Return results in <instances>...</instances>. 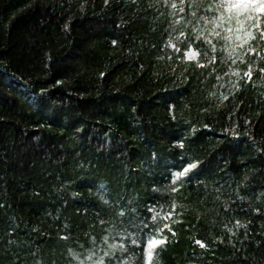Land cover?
<instances>
[{
  "label": "trees",
  "instance_id": "1",
  "mask_svg": "<svg viewBox=\"0 0 264 264\" xmlns=\"http://www.w3.org/2000/svg\"><path fill=\"white\" fill-rule=\"evenodd\" d=\"M173 2L0 0V264H54L113 218L120 243L128 211L150 205L156 228L176 227L154 264H264V59L245 58L251 80L225 75L248 64L217 40L210 62ZM170 26L185 32L179 52ZM126 243L114 256L142 264Z\"/></svg>",
  "mask_w": 264,
  "mask_h": 264
},
{
  "label": "snow or ice",
  "instance_id": "2",
  "mask_svg": "<svg viewBox=\"0 0 264 264\" xmlns=\"http://www.w3.org/2000/svg\"><path fill=\"white\" fill-rule=\"evenodd\" d=\"M107 3L108 0H105V4ZM171 9L174 17L178 15V18L174 20V24H180L183 21L185 27L191 26L192 31L197 34V39L203 37L204 41L211 45L213 55L210 62H215L216 60V44L213 43V40H217L223 42L222 51L226 53V59H230L233 64L238 60L241 63L248 64L247 71L243 73L239 71L233 73L230 70L225 75L234 74L237 76V80L252 79V63L245 58L255 56L257 60L264 59V56H260L257 53V46L255 45V42H260V46H264V0H179V6L176 2H173ZM170 27V43L167 46L179 52L180 49L177 44L171 42L173 34H176L175 39L178 43H183L185 32L178 30L174 26ZM65 28H68L67 24ZM113 44H115V41H113ZM193 54L199 55L189 45L184 52L185 58L189 59ZM199 66L203 67L204 65ZM258 71L264 75V68H258ZM220 78L219 76L217 77L218 80ZM56 83L58 85L61 81L58 80ZM223 99H227V96H223ZM197 168L198 163L188 162L183 164L180 169L172 171L171 183L175 185L180 181L188 182L190 179L189 174ZM156 190L155 188L153 189V191ZM175 190L173 188V191ZM101 198L103 199V195H101ZM104 203L109 204L110 201L105 199ZM116 206L119 207V205ZM147 211L151 215L141 218V214L133 209L137 219L130 220L128 228L117 232L121 242L118 244H107V249H101L102 255L89 252L86 260L81 261L80 264H111L110 261L105 260L109 256H111L115 264H129V260L123 256L119 258L114 256L116 250L127 251V237L131 238L132 245L138 249L137 255L142 256V264H154L155 249L159 245L167 243V239L161 233L166 228L169 231L171 229L168 224H165L163 228L155 227L158 215L155 205H150ZM119 215L123 218L125 215L124 211L121 210ZM170 216L171 213L165 214V219ZM120 222L123 224V219ZM103 223L104 221H101V224ZM237 225H239V221H237ZM172 234L175 235L174 232ZM61 238L67 239V237ZM108 239L109 237L105 236L102 244L107 243ZM93 243H95V238H93ZM195 243L202 248L205 247V244L200 240H196ZM94 255H96V259H93Z\"/></svg>",
  "mask_w": 264,
  "mask_h": 264
},
{
  "label": "rangeland",
  "instance_id": "3",
  "mask_svg": "<svg viewBox=\"0 0 264 264\" xmlns=\"http://www.w3.org/2000/svg\"><path fill=\"white\" fill-rule=\"evenodd\" d=\"M134 209L137 212L138 208ZM131 216H135L133 209L129 210L127 214V217ZM120 221V218H113L99 229H95L93 227L89 228L85 232V237L81 241L72 243L65 249H60L59 253L55 256L54 264H80L81 261L86 260L89 252H94L96 255H102V248L107 249V244L115 243L112 238V234L117 230ZM166 224L171 227L170 220H168ZM175 229L176 227L174 229L172 228V230ZM163 231H165V229ZM105 236H108L109 239L107 243L102 244V240ZM93 238H95V243H93ZM119 253L122 252L120 250H116L114 255ZM96 255L93 256V259H96ZM22 258H26L24 252L22 253Z\"/></svg>",
  "mask_w": 264,
  "mask_h": 264
}]
</instances>
